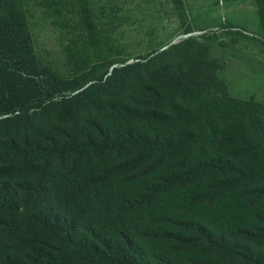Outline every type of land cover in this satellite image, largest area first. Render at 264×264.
<instances>
[{
    "label": "trees",
    "instance_id": "trees-1",
    "mask_svg": "<svg viewBox=\"0 0 264 264\" xmlns=\"http://www.w3.org/2000/svg\"><path fill=\"white\" fill-rule=\"evenodd\" d=\"M27 2L0 0V264H264V102L194 38L72 86Z\"/></svg>",
    "mask_w": 264,
    "mask_h": 264
},
{
    "label": "rangeland",
    "instance_id": "rangeland-1",
    "mask_svg": "<svg viewBox=\"0 0 264 264\" xmlns=\"http://www.w3.org/2000/svg\"><path fill=\"white\" fill-rule=\"evenodd\" d=\"M27 1L39 59L72 86L194 38L225 59L217 74L235 96L264 89L257 0H89L90 16L73 0Z\"/></svg>",
    "mask_w": 264,
    "mask_h": 264
},
{
    "label": "crops",
    "instance_id": "crops-1",
    "mask_svg": "<svg viewBox=\"0 0 264 264\" xmlns=\"http://www.w3.org/2000/svg\"><path fill=\"white\" fill-rule=\"evenodd\" d=\"M262 71L264 72V69H262ZM228 88H229V93L232 97L234 98H238V99H242L240 96H235L234 95V90L231 88V86L229 84ZM260 91V92H259ZM238 93V92H237ZM259 95V97H262V99H258L257 96ZM250 98H254L257 102L263 103L264 102V89H258V91L256 93H254L253 95H250L249 97H246L244 99H250Z\"/></svg>",
    "mask_w": 264,
    "mask_h": 264
}]
</instances>
